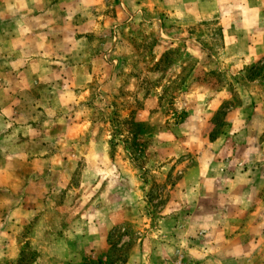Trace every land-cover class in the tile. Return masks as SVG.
Instances as JSON below:
<instances>
[{"label":"crops","instance_id":"0c3cea01","mask_svg":"<svg viewBox=\"0 0 264 264\" xmlns=\"http://www.w3.org/2000/svg\"><path fill=\"white\" fill-rule=\"evenodd\" d=\"M172 1L179 20L218 21L225 51L241 58L240 70L264 66V0ZM89 8L85 0H0V264L19 259L22 227L33 224L37 241L48 226L58 225L47 215V209L60 210L51 196L71 185L69 167L81 160L74 148L89 146L82 138L91 128L82 99L92 83L112 78L106 71L107 35L99 22L85 18ZM250 80L260 93L251 94V105L235 110L230 129L217 134L214 119L233 94L197 84L204 94L196 96L208 101L198 102L192 113L203 117L197 132L206 133L194 144L192 128L184 146L170 133L161 142L155 156L161 167L153 180L170 196L151 230L156 242L149 238L126 264H144L148 256L150 264H252L261 254L264 231L253 230L264 216L256 212L261 200L253 198L264 195V142L252 131L264 132V77ZM190 117L177 125L180 131L189 128ZM139 204L132 206L135 216ZM84 222L71 221L63 236L51 229L48 241L67 244L69 251L48 264H83L93 245L105 246L117 224L99 222L95 236ZM136 222L132 227H140ZM45 253L34 264L49 260Z\"/></svg>","mask_w":264,"mask_h":264},{"label":"rangeland","instance_id":"374dc122","mask_svg":"<svg viewBox=\"0 0 264 264\" xmlns=\"http://www.w3.org/2000/svg\"><path fill=\"white\" fill-rule=\"evenodd\" d=\"M85 2L90 6L85 18L99 22L103 34L107 35L104 39V42L107 39L109 61L106 71L112 78L92 83L86 89L90 95L82 99V107L87 110L85 119L91 125L82 138L89 146L74 148L81 160L69 167L70 174L73 173L71 185L69 188L59 186L60 193L51 196L60 210L47 209V215L50 219L56 217L58 225L48 226L44 230L47 236L43 234L37 241L33 240V224L22 227L19 259L2 264H16L23 254L25 264H30L35 257L34 264L39 262L42 251L49 259H43L42 264H48L53 256L66 257L67 244L53 245L48 241L51 237L48 234L53 229L54 235L63 236L69 223L75 220L86 221L84 224L90 227L87 232L95 236L100 235L99 222H117L109 230L105 246L100 249L93 245L83 264L106 262L109 254L111 264H126L149 238L156 242V238L150 236L151 230H154L153 224L160 221L162 205L170 196L169 191L161 192L162 183L153 180L154 171L161 167L155 162V156H159L158 148L163 146L161 142L170 133L175 136L173 141L177 146L180 142L184 146L186 142L197 143V136L206 133L203 130L197 132L200 129H195L196 124L201 123L203 117L199 119V115L192 113L198 102L203 105L208 101L196 96L204 94L195 89L197 84L205 82L215 90L226 87L225 94H233L230 99H225L224 110L214 119L217 128L214 134L229 130L234 111L249 107L251 94L260 93L259 84L251 83L250 79L263 78L264 66L240 70L241 58L225 51L217 20H179L172 0ZM189 117V128L180 131L177 125ZM259 124L257 121V126ZM191 128L189 142L186 133ZM252 135L264 142V132L257 129ZM83 154H91L93 158L86 159ZM48 179L51 185L53 181ZM172 181L174 179L170 178L169 183ZM257 195L253 199L261 201L256 212L264 216V195ZM135 201L140 202L141 216H135L133 212ZM150 219L153 220L151 224ZM133 220L140 227H132ZM261 223V227L253 228L255 234L264 231V223ZM78 228L82 229L81 226ZM154 242L150 244L151 248L155 247ZM99 249L102 255H99ZM155 261L161 263L159 259ZM150 263L152 260L148 256L144 264ZM252 264H264V248Z\"/></svg>","mask_w":264,"mask_h":264},{"label":"trees","instance_id":"16d2710c","mask_svg":"<svg viewBox=\"0 0 264 264\" xmlns=\"http://www.w3.org/2000/svg\"><path fill=\"white\" fill-rule=\"evenodd\" d=\"M170 51V50H169ZM170 52H172V51H170ZM113 245V243H111V246ZM36 259H35V257H33L32 259H31V263L30 262H28V263H30V264H32L34 261H35ZM112 260V257H111V254H109V258L106 260V262H99L100 264H111V261ZM25 256H24V254L21 256V258H20V260L16 263V264H25Z\"/></svg>","mask_w":264,"mask_h":264}]
</instances>
